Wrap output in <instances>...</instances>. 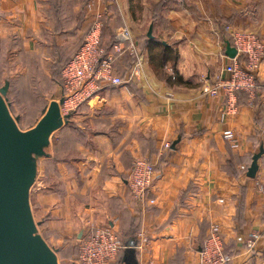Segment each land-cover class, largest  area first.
<instances>
[{"label":"crops","instance_id":"1","mask_svg":"<svg viewBox=\"0 0 264 264\" xmlns=\"http://www.w3.org/2000/svg\"><path fill=\"white\" fill-rule=\"evenodd\" d=\"M89 4L106 15L103 44L128 26L139 54L118 60L122 86L103 88L96 106L81 107L54 133L43 167L50 193L39 198L51 227L83 238L115 225L125 235L121 264H200L216 225L232 264H264V155L256 178L247 176L264 145V89L254 99L240 94L238 113L224 122L223 98L204 92L231 62L232 33L264 40V0H0V56L48 52L39 65L62 67L91 26ZM257 80L264 82V60ZM228 129L237 148L223 139ZM141 157L156 167L157 200L148 206L128 187Z\"/></svg>","mask_w":264,"mask_h":264},{"label":"built area","instance_id":"2","mask_svg":"<svg viewBox=\"0 0 264 264\" xmlns=\"http://www.w3.org/2000/svg\"><path fill=\"white\" fill-rule=\"evenodd\" d=\"M88 10L93 15L91 26L82 45L62 71L60 110L64 118L95 101L103 88L122 86L124 80L116 71L118 60L126 54H139L133 33L128 26L117 29L113 48L108 51L102 36L106 15L103 11L95 9L93 4L88 5ZM232 42L238 51L237 56L216 73L204 90L212 98H223L222 122L238 113L240 93L254 99L258 92L264 89V83L257 80L258 69L264 60V40L250 31H236L232 33ZM223 139L233 148L238 147V138L233 130H225ZM165 147L169 149L171 144L167 143ZM156 177L155 164L149 158L141 157L135 160L128 184L142 206L156 203ZM260 190L264 192V186H261ZM121 238L113 224L96 228L80 243L75 264H115L125 248ZM256 241H248L249 252L255 249ZM231 261L232 258L226 253L220 228L215 225L211 228L206 246L200 253V264H229Z\"/></svg>","mask_w":264,"mask_h":264},{"label":"water","instance_id":"3","mask_svg":"<svg viewBox=\"0 0 264 264\" xmlns=\"http://www.w3.org/2000/svg\"><path fill=\"white\" fill-rule=\"evenodd\" d=\"M148 37L154 38L153 25ZM237 54V49L227 42L226 55L234 59ZM7 90L6 86L1 93L6 94ZM69 118L62 117L60 103L53 101L40 124L23 132L0 94V264H58L45 239L36 234L30 204V186L35 175L32 153ZM263 155L261 145L247 172L249 178H256Z\"/></svg>","mask_w":264,"mask_h":264},{"label":"rangeland","instance_id":"4","mask_svg":"<svg viewBox=\"0 0 264 264\" xmlns=\"http://www.w3.org/2000/svg\"><path fill=\"white\" fill-rule=\"evenodd\" d=\"M43 44H45V41H43ZM46 53L47 54L41 53L40 55L27 54L20 58L13 56H0V94L10 111L12 118L19 129L23 132L34 130L47 116L51 103L53 101H58L60 103L62 98L61 94L57 96L58 94H56V90L59 85L62 86L61 73L67 63L62 67L48 66V63L39 65V60L42 59L41 61L45 62L44 56H48L49 54L48 52ZM6 86L8 87V90L6 94H2L1 90ZM91 104L92 106L95 105L93 102ZM62 126L53 131L49 138L32 153L35 175L30 186V204L36 223V234L43 237L51 250L56 254L58 264H75V260L79 254V245L86 236L79 238L77 233H75L72 236L67 237L66 234H62V232L53 229L50 225L53 220L51 218V212L49 211V208L45 206L48 205V203L46 201L44 205V203H42L43 201H41L43 200L42 197H47L50 193V185H48L50 183L47 181L48 178L44 174L43 167L48 164L47 159L49 157V151L52 148V137L54 133L58 132L65 125ZM60 151H63V149ZM42 171L43 174L41 173ZM40 182L41 185L38 184ZM51 184H53V182ZM128 187L131 194L134 196L129 185ZM39 198H41L40 201ZM136 201L138 202L137 199ZM42 204L44 206L43 209L41 208ZM108 224L95 227L93 231L96 228L107 227L110 225ZM116 229L123 238L121 239L124 241L125 235L117 227ZM76 232H78V230H76ZM202 250L203 248L200 246L199 253H201ZM118 258L120 257L118 256Z\"/></svg>","mask_w":264,"mask_h":264},{"label":"trees","instance_id":"5","mask_svg":"<svg viewBox=\"0 0 264 264\" xmlns=\"http://www.w3.org/2000/svg\"><path fill=\"white\" fill-rule=\"evenodd\" d=\"M86 34H87V33H86ZM85 36H86V35H85ZM231 42H232V41H231ZM82 43H83V42H82ZM114 43H115V40H114V37H113V41H112L111 46H110V47H107V46H105V45H104V46L107 48L108 51H111L112 48H113ZM232 43H233V42H232ZM81 45H82V44H81ZM70 59H71V57H70ZM70 59H69V60H70ZM69 60H68V61H69ZM68 61H67L66 63H68ZM241 62H243V61H241ZM242 66L244 67L243 63H242ZM61 75H62V73H61ZM240 94H244V93H240ZM240 94H239V95H240ZM122 239H123V238H122ZM206 241H207V240H206ZM206 241H203V242L201 243V245H200L203 249H204L205 246H206ZM123 242H124V244H125V240H124ZM121 253H122V252H121ZM121 253H120V255H119L120 258H118L119 260L117 259V261L115 262V263H117V264H121L120 261H123V257H121ZM229 264H232V262H230Z\"/></svg>","mask_w":264,"mask_h":264}]
</instances>
